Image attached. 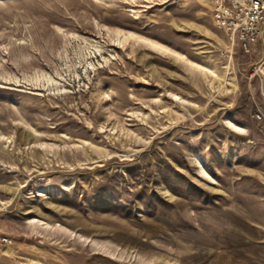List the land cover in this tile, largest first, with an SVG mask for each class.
Masks as SVG:
<instances>
[{
  "label": "rangeland",
  "instance_id": "rangeland-1",
  "mask_svg": "<svg viewBox=\"0 0 264 264\" xmlns=\"http://www.w3.org/2000/svg\"><path fill=\"white\" fill-rule=\"evenodd\" d=\"M263 49L197 0H0V264H264Z\"/></svg>",
  "mask_w": 264,
  "mask_h": 264
},
{
  "label": "built area",
  "instance_id": "built-area-1",
  "mask_svg": "<svg viewBox=\"0 0 264 264\" xmlns=\"http://www.w3.org/2000/svg\"><path fill=\"white\" fill-rule=\"evenodd\" d=\"M197 1L210 9L214 25L237 43L244 54L253 55L259 44L264 48V0ZM258 82L262 102L256 105L252 117L264 134V55L247 77L249 86Z\"/></svg>",
  "mask_w": 264,
  "mask_h": 264
},
{
  "label": "bare ground",
  "instance_id": "bare-ground-1",
  "mask_svg": "<svg viewBox=\"0 0 264 264\" xmlns=\"http://www.w3.org/2000/svg\"><path fill=\"white\" fill-rule=\"evenodd\" d=\"M129 41V46L128 51L131 53H135L140 47H142V44H139V41L137 39H131L130 38H125L123 41H120L118 44H116L115 46H119L120 47H125V43H127ZM117 48V47H116ZM145 55L143 54V57ZM145 61V60H144ZM176 100H180L179 97H175Z\"/></svg>",
  "mask_w": 264,
  "mask_h": 264
}]
</instances>
